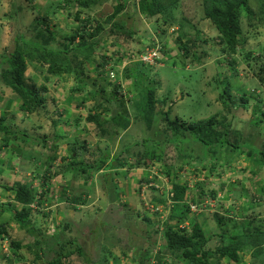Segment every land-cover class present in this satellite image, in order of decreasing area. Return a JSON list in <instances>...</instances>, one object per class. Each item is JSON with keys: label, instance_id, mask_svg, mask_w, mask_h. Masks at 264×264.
<instances>
[{"label": "trees", "instance_id": "16d2710c", "mask_svg": "<svg viewBox=\"0 0 264 264\" xmlns=\"http://www.w3.org/2000/svg\"><path fill=\"white\" fill-rule=\"evenodd\" d=\"M103 1L105 0H63L58 2V5L64 3L59 6V10L64 8L68 11L67 6L69 8L76 7L74 19L79 24L75 31L58 37L55 34V29L50 27L46 16L41 17V21H45V28L39 27L41 21L37 16L35 24L30 25V34L16 33L13 36V44L4 46L0 53V110L7 105L9 98H12L10 107L19 109L26 116L30 114L48 115L44 93L49 90L45 82L49 81L51 77L56 78L57 81H65L66 77L72 75L74 83L69 90L67 102H74L76 106L85 105L87 101L96 97L99 93L95 86L96 82L101 81L106 84V81H110L116 85L111 97H104L102 102H95L87 110L84 118L85 123L81 128L84 132L87 130L97 137V142L102 139L105 141V146L98 148L97 158L88 161L84 157L81 158L80 152L75 146L62 147L61 140L68 136L63 133L64 129L62 130V128H59L58 132L54 131L51 137L45 135L42 139L26 136L24 131L19 133V130H11L10 126L4 122L7 119L4 110L0 113V152L3 151L2 155H4L5 151L10 150V156L12 155L14 150L11 149L10 143L11 140L20 137L15 133L18 132L23 138L24 145L32 147L37 145L53 150L52 154L42 153L41 150L38 151L39 154H34L32 149L29 153L26 150L21 153L22 155L19 154L21 170L17 175L21 177H25V173L28 171L21 167V162L34 166L31 170L35 173L34 177L37 178L41 175L45 180L54 176L57 171L65 176L71 170L72 177L77 178L82 175L87 181L93 177L90 176L92 170H101L109 182L107 184L109 207L117 204L113 194L116 195L118 182L115 181V178L120 169L126 171L140 169L142 173L144 172L143 176L135 177L136 183L140 186L144 182H154L156 178L153 176L158 174L149 173L150 167L158 163L160 170L168 177L166 184L168 185L170 181V187H167L166 196L152 191L150 200L164 207L167 214L165 219L157 220L151 219L146 214L141 216L140 212H135L137 218H142L146 222L145 242L137 246V251L132 256L135 257L136 263L258 264V261L261 260L259 257H264V217L257 219L256 214L249 213L253 216H246L245 218H249L247 222L235 220L237 217L232 218L234 225L227 230L225 228L231 219L218 216L216 220L220 227L223 225V228H220L219 232H210L192 214L194 211L191 209V205L199 209L202 205L205 206V204H201L204 199H218L215 186L223 187L227 183L229 177L225 173L227 167L228 170L238 171L239 174L236 176H239V179L232 183V187L224 189L226 197L240 194L238 198L242 197V199L240 198L241 201L237 208L243 207V198L247 203L246 209H253L254 206L261 204L264 198V143L259 151L260 156L252 159L250 163L241 164L239 167L232 164L244 152L247 153V157H252L253 150L244 148L243 145L246 142L242 130L236 128L224 113L222 118L219 115L222 112H227L234 118L237 110L247 109L252 98L254 103L264 104V99L260 97V92H257L256 89L258 85H264V62L254 72L258 84L256 87L253 86L251 91L243 84L238 85L235 92L226 88L229 84L221 88L218 101L222 105V110L219 109L214 114L200 119L184 117L171 119L170 106L177 102V99L175 98L173 103L168 104L167 109L169 110L164 112L157 110L156 104L160 98L157 99L155 96L156 88L153 83H144L142 72L147 71L145 65L139 62L143 66L142 69L137 70L135 65L121 71L126 82L130 81L129 83L132 84V88L128 90L133 92V97H127L126 93L118 87L120 85L118 79L115 81L110 79L109 71L115 69L113 65L106 69V65L111 60L115 59L113 62H117L118 59L115 57L119 53L118 49L115 51L113 49L112 56H109L107 53L98 51L97 46L103 40L108 39L109 35H116L111 40L112 46H118L117 40L123 33L128 38H133L136 33L135 26L124 31V24L115 19L125 10L131 9L135 14L140 12L148 18H153V21L157 23L158 32L150 47L160 43V49H162L165 46L164 42L167 41V36L170 35L168 28L175 26L177 30H175L174 40L177 42L176 47L182 51L183 65L188 63L189 57L199 62L200 55L208 53L206 48H200L201 43L205 44L209 41L216 43L217 41L227 63L236 67V53L240 51L239 42L242 34L241 17L244 15L248 19L247 25H253V21H256L259 18L257 15L260 14L263 19L259 23H264V0H201L203 18L211 22L216 30L214 36L203 38L199 36L201 31L197 25L187 21L194 31L186 30L187 22L182 17L175 16L174 12L180 0H112L114 2L113 10L102 21L91 17L88 12ZM16 4H18V9L14 8L11 16H15L19 12L20 1L17 0ZM82 13H86V15L82 17ZM4 18L6 19L5 16ZM86 35H89L93 40L86 41ZM96 54L100 59H96ZM118 57L121 55L119 54ZM86 63L95 64H92L96 71L95 78H92L85 69ZM233 72L237 73L238 70L234 68ZM31 73L41 77V82H35ZM221 79L229 83L227 75ZM100 90L103 91L104 87H101ZM6 91L9 93L8 96L5 95ZM52 100L55 104L58 101L56 98H52ZM129 102H131V106ZM247 121L259 128L260 125H264V105L258 114L251 115ZM51 123L54 125V120L51 119ZM68 123L67 121L64 124ZM89 124H91L90 128ZM132 126H140L138 128H141V134L137 130L139 139L133 143L123 144L118 150H113L111 145L116 142L119 133L124 131L122 135H126L129 127ZM76 136L72 139L75 145ZM238 136L241 138L239 139ZM52 138L53 140H51ZM88 141L87 138L83 139L85 148L88 147L86 144ZM185 142H188V145H185ZM167 145L174 148L172 154L174 161L171 156H167ZM219 147L221 152L227 150V152L238 151V153H235L234 156V154L222 152V156L217 159L214 155L218 154ZM57 151L63 152L59 155ZM67 157H69V162L61 165V169L60 163L56 161L66 160ZM1 163L5 162L0 159ZM186 167H193L192 176L178 179L179 172L189 171ZM125 174L128 176V173L125 172ZM89 176L90 178H88ZM7 180L0 183L4 190L11 193L13 202L0 206V210L5 208V212H8V219L0 220V239L8 238L13 253L20 255L18 250L24 246L30 247V242L24 241L28 236L13 238L11 236L13 226L10 225V222L19 224L26 229L27 235L33 237L36 257L32 264H38V259H42V264H64L67 258L75 260L82 258L81 264L90 261L83 250L86 245L89 247V242L85 240L86 245H80L79 242L75 244L76 239L72 240L65 231L66 227L78 226L74 232L78 239L82 240L85 237V228L88 226L90 218L85 221L83 213L79 217L73 218L74 215L68 214L67 216L63 211L58 227L50 228L51 231L48 233L41 232L33 225L35 217L32 204L36 203L43 209L45 207V201L42 200L43 193L38 192L32 183H24L19 179H14L13 182H10L9 178ZM247 180L256 184L247 185ZM67 187L69 188V185H62L58 192L59 199L65 204L63 209L66 210L64 207L71 205L74 212L78 213L77 207L82 204L81 196H86L89 191L87 192L85 189L76 193L72 191L71 186L70 190L73 195L71 197L67 194L70 193ZM135 187L138 188L136 185ZM151 187L155 189L158 186ZM84 188L89 187L86 185ZM121 205L128 207V204L124 202H119L117 206ZM220 205L223 207L224 203L221 202ZM229 207L230 209L236 208L234 203L229 204ZM245 210L243 211L242 208L240 211L245 214ZM162 211L163 209L158 210L156 215H162ZM186 220L189 221L188 226H179L183 221L186 223ZM128 222L131 220L125 223V227H128ZM93 233H95L94 230L89 228L86 236H91ZM213 238L215 241L210 244ZM127 249L128 247L121 249V254L125 256ZM121 254L110 259L109 256L112 255V252L107 251L103 254L102 259L100 258V264H119ZM245 254L250 255V262L243 261ZM3 256L2 254L0 261L4 260Z\"/></svg>", "mask_w": 264, "mask_h": 264}, {"label": "rangeland", "instance_id": "374dc122", "mask_svg": "<svg viewBox=\"0 0 264 264\" xmlns=\"http://www.w3.org/2000/svg\"><path fill=\"white\" fill-rule=\"evenodd\" d=\"M18 1H20L21 6L19 8V12L15 16H11L14 8L18 9V4H16L17 0H0V53H2L4 46L13 44V36L16 33H25L26 35L30 34V25L35 24V17L37 16H39V21H41L42 16H46L50 27L55 29V34L58 37L72 33L76 30L79 24L74 19V12L76 11L75 6L72 8L67 6L68 11L64 8L59 10V6L64 3L58 5V2L63 0ZM200 1L201 0H180L174 12L175 16L179 18L182 17L186 22L188 21L197 25L201 31L199 34L201 38L214 36L216 30L213 28L211 22L203 18ZM113 4L114 2L112 0H105L101 4L95 5L88 13L91 17L104 21L108 14L112 12ZM84 15H86V13H82V17ZM257 17L259 18L256 21H253V25H247V17H244V15L241 17L242 34L239 42L240 51L236 53V67H232L227 63V59H225L222 55L217 41L216 43H213L212 41L205 44L201 43L200 48H206L208 53L201 54L199 62L189 57L187 60L188 63L183 65V62L181 61V57H183L182 51L176 47L177 42L174 40L176 33L175 30H177L175 26L168 28L169 32H171V39L168 40V43L164 42L165 46L162 45L163 48L160 49V52L147 57L148 60L145 61H148L149 63L144 62V59H140L136 57V55L137 52L145 51V48H147L146 51L148 53L152 51L150 46H152L151 42L155 40L154 38L158 32L157 23L153 21V18H148L140 12L135 14L131 9L125 10L115 19L124 24V31H127L133 25L135 26L136 33H134L133 38H128L126 34L122 32L123 34L117 40L118 46H112L111 40L112 38H115L116 35H109L108 39L103 40L99 46H97V50L112 56L113 49L114 51L118 49L119 53L117 57H115L118 59H116L117 62H113L115 59L111 60V62L106 65V69H109L110 65H113V67L115 65L119 67V75L117 72L115 73L114 69H111L112 73H110V78L115 81V78L118 77L117 81L120 83L118 87L126 93L127 97H133V92L128 90L129 88H132V84L129 83L130 81L126 82L121 70L123 71L124 68L135 65L137 70H140L143 68V66L139 64V62H141L147 69L146 72H142L144 83H153L156 88L155 96L157 99L160 98V101L156 104L158 111L164 112L165 110H169L167 109L168 104L173 103V100L176 98L177 102L170 106L169 115L171 119L182 117L200 119L214 114L216 111H219V109L222 110V105L218 101V95L221 88L227 86V84L229 85L226 88H230L233 92L236 91V87L240 84L247 86L250 91L253 86H257L258 83L254 77V72L258 66L264 62V23H259V21L263 19V16L259 14ZM188 22L185 29L193 32L194 29ZM39 27L45 28V21H41ZM124 37L128 39L125 40ZM88 40H93V38L86 35V41ZM154 46L155 48L153 49L155 50L160 48V44H156ZM119 54L121 57H118ZM95 57L96 59H100L97 54ZM172 61H175V63H172ZM92 64L95 65L94 63H86L85 69L91 74L90 76L92 78H95L96 71L94 70ZM234 68L238 70L237 73L235 72L237 76L233 72ZM31 75H33L32 77L35 82H41V77L34 73H31ZM225 75H227L229 83L228 81H223V79H221L224 78ZM73 83L74 80L72 75L70 77H66L65 81H57L56 78L51 77L49 81L45 82V85L49 87V90L44 93L47 100L46 108L48 115L42 116L40 114H30L31 116H26L19 109H13L10 107L12 98H9L7 105L0 110V113L4 110V113L7 115V119H5L4 122L10 126L11 130H19V133L24 131L26 132V136H31L33 138L42 139L45 135L51 137L54 131L58 132L59 128H62V130L64 129L63 133L68 136L61 140V146L64 148L75 146L80 152L81 158L84 157L89 161L90 159L92 160V158H97L98 148H103L105 146V141L102 139L100 142H97V137H95L92 133H89L87 130L84 132V130L81 129L85 123L84 118L87 110L91 108L95 102H102L104 97L109 98L113 95L116 85L110 81H106V84L101 81L96 82L95 86L97 87V90H99L96 97L87 101L85 105L76 106L74 102H67V96ZM101 87H104L103 91L100 90ZM256 89L257 92H260V97L264 99V85H258ZM5 95H9L8 91L5 92ZM52 98H56L58 100L56 104L53 102ZM129 105L131 106V102H129ZM263 105L264 104L260 102L254 103V99L252 98L248 103L247 109L241 108L240 110H237L234 118L231 117L232 114L227 112H222L219 115V117L222 118V114L224 113L227 119L232 121V124L235 125L236 128L242 130L243 137L245 139L244 141L246 142L243 145L244 148L247 150L249 148L253 150L252 157H247V153L244 152L241 156H238L239 158L236 161L232 162V164L237 167L241 164L246 165L250 163L252 159H255V157L260 156L259 151L264 143V125H260V128L255 127V125L250 121L248 123L247 119L253 114H258ZM104 114L107 115L106 113ZM51 119L54 120V125L51 123ZM67 121L69 123L64 124ZM90 126L91 124L88 125L89 128ZM135 127H129L130 129L124 136L122 135L124 131H121L117 137L118 139H116V142H114L113 145L110 144L111 148L113 150H118L123 146V144H129L130 142L133 143L138 140L139 133L141 134V128H138L140 126ZM137 130H139V133ZM15 133L20 137L18 139L11 140L12 142L10 143V146L11 149L14 150L12 155L10 156V150L5 151L4 155H2V151L0 152V159L5 162L4 164H0V182H5L7 178L10 179V182H13V179L15 178L21 179L22 181L25 179L24 183H30L29 181H31L32 186H35L38 192L43 193L44 198L42 200L45 201V207L42 209L39 205H36V203L32 204L35 217L33 225L38 228L39 231L48 233L51 231L50 228L59 226L60 220L63 216V211L67 216L68 214L70 216L74 215L73 218L79 217L81 213H83L85 221L90 218L88 226L85 228V237L81 240V238L78 239L75 235L74 230H76L78 226L66 227L65 231L67 232V236L72 240L76 239L75 244L78 242L80 245L85 244V240L89 242V247L85 244L86 247L83 249L85 254L88 255L87 258L90 259V261L85 264H100V258L102 259L105 252H112V255L109 256L111 259L113 256L121 254V249L126 247H128L127 254L125 256L122 254L120 255L119 264H137L135 257L132 256L134 252L137 251V246L145 242L144 229L146 227V222L142 220V218H137L135 212H140L141 216L148 212L151 219L153 218L157 220L165 219L167 214V210H164V207H162V216L156 215L146 208L141 199L142 197L145 198V200L150 198V192L154 190L151 186H158V189L155 190L156 193L163 196L164 194L165 196L167 195L168 190L167 187H165V182L168 180V177L160 170L158 163L157 165L150 167L149 172L158 174L153 176V178L156 179L154 182L149 181L147 186L143 187V190H141L140 187L136 190L135 185L137 179L135 177L143 176L144 172L142 173L140 169L138 171L134 169L127 171L125 169H120L119 174L115 178V181L118 182L116 195L113 194V198L116 199L117 204L112 205L111 208L107 206V184L109 182L101 170H92L90 176L93 177L87 181L86 179L84 180L82 175H79L77 178L72 177L70 174L71 170H69L65 176L61 175L58 173L59 171H57V173L52 176L53 178L50 177L48 180H45L41 177V175L37 178L34 177L35 173L31 172L34 166L21 162V167L30 172H26L25 177H21L19 175L16 176L19 174V169L18 167L12 168V163L14 165H17V163L19 164V154L25 152L26 150H28L29 153L31 149L34 154H39V150H41L42 153L52 154L53 150H48L47 147H40L37 145L34 147L31 145H24L22 136L18 134V132ZM75 135H77L76 145L74 141H72ZM84 138L89 139L86 143L88 146L87 148L83 145ZM238 138L240 139L241 136H238ZM51 140H53V138ZM184 144L188 145V142H185ZM168 145L166 148L167 156H171L174 161V156L172 157L174 148L173 146ZM218 151V154L214 155L217 159L222 156V152L224 154H234V156L235 153H238V151L227 152V150L221 152L220 147L218 148ZM57 152L61 155L63 151ZM11 158L15 162H12V160L10 161ZM67 158L68 159L66 160L61 159L56 161L57 163H60L59 165L61 169V165L69 162V157ZM7 164L8 169H6ZM186 168L189 171L179 172L180 176L178 179H184L186 176H192L191 170H193V167ZM225 171L226 176H229L227 183H225L223 187H217L214 185L218 192V199H204L201 204H205V206L202 205L199 209L195 206H191V209L194 211V213H191L194 214L195 218H197L203 224L204 228L210 232H219L221 230L220 228H223V225L220 227L216 220L218 216H224L231 219V222L225 229H230L234 225L232 218L235 217H237L235 220H244L245 222L249 219L245 218L246 216H253L250 215L251 213L256 214L257 219L264 217V198L261 201V204L254 206L253 209H246L247 203L244 202L243 198L242 202L244 205L242 208L243 211L246 209L245 214L247 213V215H245L242 214L243 211H240L242 208H237L242 199V197H240L241 199L238 198L240 194L226 197V191L224 189L232 187V183L239 179V176H236L239 172L228 170V167L225 168ZM125 172L128 173V176ZM90 176L88 178H90ZM149 177H151V175H149ZM201 177H203V175H201ZM246 183L247 185L256 184L249 182L248 180ZM64 184L69 185V188L67 187L69 190L72 186V191L76 193L85 189H87V192L89 191V193L85 192L87 193L86 196H81L82 205L78 207V213H75L74 209L70 205L68 207H64L66 210L63 209V205L65 204H63L61 199H59L57 192ZM1 185L2 184L0 183V206H4L3 204L8 202L11 196ZM86 185H88L89 188H84ZM169 185L170 181L168 182V187H170ZM191 185H193V183H191ZM205 189H207V187H205ZM194 190L196 191V189ZM72 191L70 190V193H67L68 195H71V197H73ZM146 192H148V197H146ZM120 199H122L121 202H127L128 207L124 205L118 207L117 205ZM219 199L220 201H218ZM221 202L224 203L223 207L220 205ZM232 203H234V206L237 209H230L229 204ZM4 209L5 208L0 210V220L8 219V212H5ZM59 209H61V211H59ZM130 220L131 222H128V227H125V223ZM186 221L187 223L183 221L179 226H188L189 221ZM10 225L13 226L11 236L13 238H23L28 236L24 239V241L27 243L30 242V247L24 246L20 248L18 250L20 255H18L17 253H13L8 238L0 239V257L2 254L4 255V260H1L0 264H32L36 257V246L34 244L33 237L29 234L27 235L26 229L21 227L19 224H13L10 222ZM89 228L94 230L95 233L87 237L86 235ZM213 241H215L214 238L211 240L210 244ZM81 259L75 260L67 258L65 259L64 264H81ZM259 259L261 260L258 261V264H264V257L260 256ZM243 261L246 263L248 261L250 262V255H243ZM37 263L42 264V259H38Z\"/></svg>", "mask_w": 264, "mask_h": 264}, {"label": "clouds", "instance_id": "9594fccd", "mask_svg": "<svg viewBox=\"0 0 264 264\" xmlns=\"http://www.w3.org/2000/svg\"><path fill=\"white\" fill-rule=\"evenodd\" d=\"M169 33H171V32H169ZM167 40H168V38H167ZM166 42L168 43V41H166ZM158 44H160V43H158ZM153 47H155V46H153ZM160 48H161V47H160ZM160 48L158 49V52H160ZM142 52H143V51H142ZM139 53H141V52H137V55H138ZM114 68H115V69H114V70H115V73H116V72L118 73V71H119L118 68H119V67H117V66L115 65ZM121 71H122V70H121ZM110 72H111V70L109 71V75H110ZM117 78H118V77H116L115 80H117ZM110 79H112V78H110ZM112 80H113V79H112ZM2 153H3V151H2ZM10 161H11V160H10ZM12 162H15V161L12 160ZM9 163H10V162H9ZM9 163H8V164H9ZM16 163H17V162H16ZM7 167H8V165L6 166V169H8ZM17 167H18L19 170H21V169H20V165H19L18 163H17V165H14V164L12 163V168H17ZM99 171H100V170H99ZM27 172H30V171H27ZM25 174H26V173H25ZM16 176H18V175H16ZM19 176H20V175H19ZM31 177H32V176H31ZM29 178H30V176H29ZM15 179H18V178H15ZM13 180H14V179H13ZM19 180H21V179H19ZM24 180H25V179H24ZM24 180H23V181L21 180V182H24ZM29 182L31 183V181H29ZM166 183H167V181L165 182V184H166ZM136 186H137L138 188L140 187V189L143 190V186H142V185L139 186V185L136 183ZM164 186H165V185H164ZM165 187H168V185L166 184ZM138 188H136V190H137ZM151 188H152V187H151ZM157 189H158V187L155 188V189L152 190V191H154V193H156L155 190H157ZM152 191H151V192H152ZM8 192H9V191H8ZM58 192H59V191H58ZM58 192H57V193H58ZM151 192H150V198H149L148 200H145V198H143V197L141 198V199H142V203L145 204V206H146L147 209H149V208H148L149 205H153V206L158 205V206L160 207V209L162 210V206H160L159 203L156 204V203H154V202H152V201L150 200V199H151ZM146 193H147L146 197H148V192H146ZM156 194H157V193H156ZM9 195L11 196V193H10V192H9ZM10 200H11V201H10ZM10 200H9L8 202L4 203L3 205L8 204L9 202H13V200L11 199V197H10ZM121 200H122V199H120L119 202H121ZM125 201H126V200H125ZM62 202H63V201H62ZM107 202H108V200H107ZM122 203H123V202H122ZM124 203H127V202H124ZM63 204H64V202H63ZM15 205H17V204H15ZM80 205H82V204H80ZM80 205H78V207H79ZM63 206H64V205H63ZM70 206H71V205H70ZM107 206H109V204H108ZM191 206H192V205H191ZM78 207H77V208H78ZM72 208H73V207H72ZM157 211H158V210H156V211L153 212V213L156 214ZM144 214H145V213H144ZM146 214H147L148 216H150L148 212H146ZM161 216H162V215H161ZM186 223H187V221H186Z\"/></svg>", "mask_w": 264, "mask_h": 264}, {"label": "built area", "instance_id": "2783aa9c", "mask_svg": "<svg viewBox=\"0 0 264 264\" xmlns=\"http://www.w3.org/2000/svg\"><path fill=\"white\" fill-rule=\"evenodd\" d=\"M153 48H155V47H150V49L153 51V53H152V51L150 52V53H148L146 50H147V48H145L144 50L145 51H143V53L141 52V53H139L138 55H136V57H138V58H140V59H144L143 61L144 62H147V63H149L148 61H145V60H148V56H151V55H153L154 53L156 54L157 52H158V49L157 50H155V49H153ZM146 53V54H145ZM141 54V55H140ZM110 73H112V72H110ZM111 75V74H110ZM147 183H149V182H144V183H142V185H143V187H145V186H147ZM150 185H151V183H150ZM192 206H194V205H192ZM148 208H149V210L151 211V212H155L156 210H161L160 209V207L158 206V205H155V206H153V205H149L148 206Z\"/></svg>", "mask_w": 264, "mask_h": 264}, {"label": "crops", "instance_id": "0c3cea01", "mask_svg": "<svg viewBox=\"0 0 264 264\" xmlns=\"http://www.w3.org/2000/svg\"><path fill=\"white\" fill-rule=\"evenodd\" d=\"M167 38H168V40H170L171 39V35H168ZM167 38H166V40H167ZM68 212H69V209H68Z\"/></svg>", "mask_w": 264, "mask_h": 264}]
</instances>
